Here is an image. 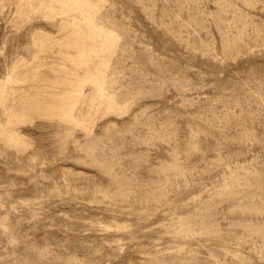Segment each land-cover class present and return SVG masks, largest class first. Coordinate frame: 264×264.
Masks as SVG:
<instances>
[{"label":"rangeland","instance_id":"1","mask_svg":"<svg viewBox=\"0 0 264 264\" xmlns=\"http://www.w3.org/2000/svg\"><path fill=\"white\" fill-rule=\"evenodd\" d=\"M0 264H264V0H0Z\"/></svg>","mask_w":264,"mask_h":264}]
</instances>
